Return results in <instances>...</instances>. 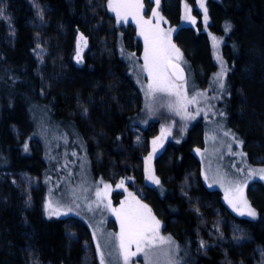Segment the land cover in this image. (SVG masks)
Masks as SVG:
<instances>
[{
	"label": "trees",
	"instance_id": "obj_1",
	"mask_svg": "<svg viewBox=\"0 0 264 264\" xmlns=\"http://www.w3.org/2000/svg\"><path fill=\"white\" fill-rule=\"evenodd\" d=\"M183 1L194 6L198 24L175 41L205 84L216 70L211 35L224 38L228 122L250 158L264 165V0H208L206 27L198 0H162L163 11L179 24ZM0 9V264H101L84 219L46 216L35 110L43 122L46 115L78 127L94 174L112 184L114 199L124 194L117 187L124 180L186 247L188 264H264V184L250 190L258 218L237 216L205 183L195 153L204 144L201 123L153 153L158 123L138 122L145 96L127 58L142 49L135 26L119 25L108 0H0ZM81 34L87 50L77 63ZM38 46L45 55L35 54ZM150 154L158 185L148 179ZM21 174L39 183L27 187Z\"/></svg>",
	"mask_w": 264,
	"mask_h": 264
},
{
	"label": "rangeland",
	"instance_id": "obj_2",
	"mask_svg": "<svg viewBox=\"0 0 264 264\" xmlns=\"http://www.w3.org/2000/svg\"><path fill=\"white\" fill-rule=\"evenodd\" d=\"M207 2L208 0H203V8L200 7V0H198L197 4L203 19V27L208 25V20L207 24L204 22V8H208ZM143 4V18L145 20H151L153 26L159 22V27L163 29L165 33V42L170 40L171 44H174L180 51L181 58L179 60L174 59V61L181 63L185 67L188 76L184 82H179L173 78L174 82L184 85L181 91L185 93L189 99L197 93H204L205 95L197 96V104L187 105V111L195 117L194 119L182 118L183 112L177 114L176 111L169 108V105H174L177 102V97L175 95L164 93H157L154 96L147 95V85L151 83V79L148 77L147 72L142 70V65L145 62V41L144 37L140 35L141 26L135 22L132 16H129L127 23H117L121 26H129L130 24L135 26L138 30L139 38L142 41L140 53L133 51L134 53L128 54L127 57L130 61L133 75L145 96L144 108L138 122L145 128L153 123H158L157 135L153 138V140L157 141V152H161L169 140H182L186 138L189 130L196 123H201L200 127L203 128L204 144L203 147L196 148L195 153L202 162L205 183L211 189L220 190L224 198L226 195L232 198L233 193L226 190L232 189L235 184H246V187L243 189L244 197L255 210V217L240 215L238 211L233 209L228 200H225L230 209L237 216L257 219L258 211L253 206L250 198V190L257 182L264 184V180H260L256 176H250L249 170L261 169L264 168V165L257 164L250 158L244 140L236 135L228 122L229 116L226 101L229 94V67L223 56L224 38L211 35L212 38L216 37L221 43L219 49L213 47L216 70L204 84L200 78H197L196 70L187 59L181 46L175 41L176 34L181 29L197 26L198 17L194 13V6L187 1H183L180 23L176 24L169 18L170 14L163 11L162 0H160L158 8L155 4V0H143ZM153 9L158 12V16L152 15ZM112 14L115 16L114 12H112ZM186 17L190 19H186ZM191 18L195 19V23L191 22ZM144 27L146 30L149 28L148 25ZM169 29L173 31L169 33ZM79 45L81 49L80 55L83 57L87 50V46H84L83 41H80ZM45 53L46 51L41 46H38L35 50L37 56H43ZM217 54L223 58L225 62L224 66L227 69L226 76L223 78V83L225 85L224 89L219 88L218 81L214 82L215 75L221 71L220 62L215 58ZM200 74H202V72H200ZM197 109H202L199 115L196 114ZM33 115L35 120H39L38 125L35 127L36 131L33 134L34 137L38 138L37 140H39L43 147L46 161V169L43 175V187L45 189L44 209L46 216L48 217L46 205L49 200L53 202L54 206L60 207L62 212L67 211V209L71 207L72 211L67 215L53 216L51 218L62 219L77 216L84 219L92 231L96 249L97 243L100 245L99 250L97 249L99 260L100 252H103L104 264H124L123 255L118 247L120 221L117 219L116 215L112 213L111 209L106 208L105 205L110 201L111 208H120L122 203L125 204L126 207L135 208L136 200L143 205L147 204L132 193V191L127 190L126 187L122 188L124 194L114 199V188L112 184L103 177H97L94 174L88 143L75 124L63 123L60 121L50 123L46 115L43 116V119L45 121L47 120L48 123L43 122L41 117L42 112L40 113L37 110L33 111ZM162 130H168L171 134L165 131L162 136ZM225 132H230L237 140L243 141V144L241 145L234 141L232 135L225 136ZM158 137H161V139L158 140ZM153 140L151 141V145H153ZM36 146L37 148L40 147L39 143H36ZM197 149H199V151H197ZM73 153H75V155H73ZM240 169H243V171H240ZM3 172L8 173L7 171ZM28 175H20L27 187L37 186L39 180L31 174ZM205 177H207V179H205ZM104 185L111 186L110 189H108V194L107 196L98 198L96 192H102ZM129 193L132 195L129 196ZM133 197L135 199H133ZM89 207H91V210H89ZM147 207L151 210V214L160 221L149 205H147ZM160 225L159 236L164 238L170 237L174 243H162L160 240H157L154 247L146 249L147 255H145V253H139L130 258L129 264H188L187 258L190 257V253L185 249L186 247L184 246L185 248H183L174 237L163 230V222L160 221ZM132 250L135 251V246H133Z\"/></svg>",
	"mask_w": 264,
	"mask_h": 264
},
{
	"label": "snow or ice",
	"instance_id": "obj_3",
	"mask_svg": "<svg viewBox=\"0 0 264 264\" xmlns=\"http://www.w3.org/2000/svg\"><path fill=\"white\" fill-rule=\"evenodd\" d=\"M157 8L159 7L160 0H155ZM200 7H204L203 0H200ZM108 8L115 13L116 21L118 23L124 22L127 23L128 17L132 16L137 24L141 26L140 35L144 37L145 41V53H144V64L142 65V70L147 72L148 77L151 79V83L147 85V95L154 96L157 93H164L175 95L177 97V102L174 105H169V108L173 111H176L177 114L183 112L182 118L185 119H194L195 117L187 111V105L197 104V96H204V93H197L191 99L187 97L185 93L181 90L184 88L183 84H176L175 80H184L183 69L180 68L178 63H173V60H179L181 54L178 48L174 44H171L170 40L165 42L164 40V30L159 27V22L156 25H152L151 20H145L143 18L142 12L144 8L143 0H108ZM153 16H158V12L155 9L152 10ZM3 16V10L0 9V17ZM186 19H190L186 17ZM208 16L207 9L204 8V22L207 24ZM191 22L195 23V19L191 18ZM145 25H148L149 28L146 30ZM231 30V25H225V31L228 32ZM169 33L173 31L172 29L168 30ZM213 47L219 49L221 41L216 37H213ZM80 40L84 42V46H87V40L81 34ZM81 49L79 42L77 44V63H80L82 57L80 55ZM221 65V71L215 75L214 82H219V88L224 89L225 85L223 83V78L226 76L227 69L225 68V62L223 58L217 54L215 57ZM202 109H197L196 114L199 115V112ZM168 130H162V136L164 132ZM168 134H171L168 131ZM225 136L232 135L230 132H225ZM158 140L161 137L157 138ZM232 139L239 144H243V141L236 139L232 135ZM153 153L156 152L157 141L153 140ZM25 151H27V146H25ZM199 151V149H197ZM75 155V153H73ZM246 155V154H243ZM153 156L150 154L146 158V164L148 172V179L151 180L154 184H159V179L154 175V171L151 166V161ZM243 171V169H240ZM250 176H256L260 180H264V168L261 169H250ZM207 179V177H205ZM124 180H121L117 185L119 188L124 187ZM110 185H104L103 191H97L96 196L100 198L101 196H107L108 189ZM245 185L235 184L232 189L226 190L233 193L232 198H229L228 195L225 196V199L228 200L229 204L233 207L234 210L238 211L240 215H248L250 217H255L256 212L251 207L247 199L244 197L243 189ZM132 194L129 193V196ZM133 199H135L133 197ZM239 205V207H238ZM78 206V205H77ZM106 208H110L112 213L116 215L117 219L120 221V232L118 234L119 240V249L123 255L124 264H129L130 258L138 255L139 253H145L147 255L146 249L154 247L157 240L160 242L174 243L170 237L164 238L159 236L160 221L151 214V210L148 209L147 205L141 204L136 200V207H126L125 204H121L120 208H111V203L105 205ZM91 210V207H89ZM72 211V208L69 207L67 211L62 212L60 207L54 206L53 202L49 200L46 205V212L49 218L53 216L67 215ZM135 246V251L132 250ZM200 246L204 247V242L201 241ZM100 245L97 243V249L99 250ZM100 261L101 264H104V254L100 252Z\"/></svg>",
	"mask_w": 264,
	"mask_h": 264
},
{
	"label": "water",
	"instance_id": "obj_4",
	"mask_svg": "<svg viewBox=\"0 0 264 264\" xmlns=\"http://www.w3.org/2000/svg\"><path fill=\"white\" fill-rule=\"evenodd\" d=\"M173 63H178L180 68L183 69L184 80L183 81L177 80V81L184 82L187 79V76H188L187 70L185 69V67L181 63H179L177 61H174V60H173Z\"/></svg>",
	"mask_w": 264,
	"mask_h": 264
},
{
	"label": "bare ground",
	"instance_id": "obj_5",
	"mask_svg": "<svg viewBox=\"0 0 264 264\" xmlns=\"http://www.w3.org/2000/svg\"><path fill=\"white\" fill-rule=\"evenodd\" d=\"M66 119H67V118H66ZM66 119H65V120H66ZM63 121H64V120H63ZM64 122H65V121H64ZM71 122H72V121H71ZM66 123H67V122H66ZM68 123H69V122H68ZM71 124H72V123H71ZM68 125H70V124H68ZM70 127H71V126H70ZM70 127H68V128H70ZM133 127H134V126H133ZM73 130H74V129H73ZM29 133H30V132H29ZM29 133H28V135H29ZM30 134H31V133H30ZM27 138H28V137H27ZM25 139H26V138H25ZM25 141H26V140H25ZM24 144H26V143H24ZM29 148H30V147H29ZM39 148H40V147H39ZM27 149H28V148H27ZM24 152L26 153L27 151L24 150ZM42 152H43V150H42ZM27 154H29V152H28ZM30 154L32 155V153H30ZM3 157H4V156L2 155V159H3ZM42 157H43V156H42ZM0 158H1V157H0ZM2 159H1V160H2ZM259 160H260V159H259ZM0 165H1V164H0ZM0 173H1V172H0Z\"/></svg>",
	"mask_w": 264,
	"mask_h": 264
}]
</instances>
